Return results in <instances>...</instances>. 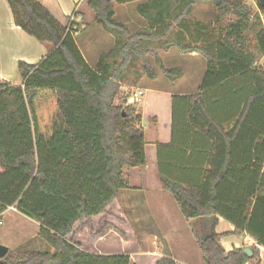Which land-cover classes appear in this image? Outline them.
I'll use <instances>...</instances> for the list:
<instances>
[{"label": "trees", "instance_id": "1", "mask_svg": "<svg viewBox=\"0 0 264 264\" xmlns=\"http://www.w3.org/2000/svg\"><path fill=\"white\" fill-rule=\"evenodd\" d=\"M139 1L137 14L149 30L166 20L167 28L182 26L203 0H87L94 22L114 39L90 68L75 43L77 29L63 27L41 0H6L14 25L52 51L36 64L17 63L21 85L0 82V216L15 207L38 223L50 250L9 251L0 264H136L126 254L87 252L72 236L77 226L101 218L127 225L118 201L129 189L124 169L146 165L141 110L116 103L127 65L137 56L146 77L155 78L145 60L151 52L141 43L149 31L131 35L114 18V4ZM209 1L216 26L227 17L234 22L219 33L188 31L199 44L179 38L165 44L206 60L197 93L172 98V117L175 108H187L189 125L210 142L204 171L193 183L161 173L159 181L183 218L194 220L191 232L204 264H247L259 258L256 248L226 253L219 241L245 234L264 249V65H258L264 10L258 0L256 13L244 0ZM156 59L168 80L181 78L180 69H166ZM213 108H239L234 125L226 128ZM219 218L233 232L218 234ZM155 264L176 263L164 256Z\"/></svg>", "mask_w": 264, "mask_h": 264}, {"label": "crops", "instance_id": "2", "mask_svg": "<svg viewBox=\"0 0 264 264\" xmlns=\"http://www.w3.org/2000/svg\"><path fill=\"white\" fill-rule=\"evenodd\" d=\"M248 1L254 5L256 12H259L255 0ZM142 3L143 1L122 5L114 4V18L118 23L126 25L132 34H136L138 31H149V36L142 37L141 43L148 48V51L154 47L157 49V57L162 60L166 69V62L170 61L169 53L171 54L170 51L175 47L166 48L165 44L173 45L177 38L180 39L181 43L190 41L192 44L197 42L199 44L200 42L192 40V37L191 40L189 39L188 31L193 36L199 32L204 33L206 30L209 34L219 33L224 31L228 24L234 22L233 18H228L216 26L213 4L209 0H203L191 9L189 15L183 19L182 26L173 24L172 27L167 28L171 21L166 20L148 30L144 19L137 14V7ZM41 4L63 27L69 29L73 26L77 29V32L74 33V40L78 34L86 31V36H83V46L81 47L76 41L75 43L90 68L96 66L102 53L112 48L113 37L94 22L91 13L83 10L84 6H81V11L76 12L77 8H75L72 0H41ZM83 19L86 20V24L81 28L77 25L74 26ZM72 20H74V24ZM196 23L205 27L196 26ZM152 35H155L157 40H153ZM202 37L196 36L198 39ZM31 39L33 37L14 25L6 0H0V53L2 50L8 51L3 53L6 56L2 55L4 59L0 54V82L21 85L22 79L17 69V63L22 61L27 64H36L52 51V47L46 46V44L37 48L38 46L33 44ZM146 56L145 60L149 64L153 61L157 65V57L146 58ZM174 57V67L172 68L180 69L182 74L181 78L175 81L168 80L154 68L155 78H147L142 69V59L138 56L134 60V64H139L138 70L131 72L134 78L133 83L126 84V80H123L122 86L144 92L139 109L141 110L140 126L144 131L146 165L141 168L124 169L129 189L122 190L121 195L119 193L118 201H120L119 204L122 205L126 218L130 220L131 224L158 226L157 234L152 236L156 241L155 249L158 251L155 254L156 261L161 257L169 256L176 264H193L190 259L188 262L180 259L177 252L172 248V240L179 238L182 234L181 224L186 225V235L193 238L189 223L192 224L194 220H185L175 201L173 200V202L168 197V193L162 191L159 174L161 173L181 183L197 182L203 174L210 142L189 125L187 108H175L176 115L175 118L172 117V98L186 97L197 93L206 70V60L197 52L179 53L178 56L174 55ZM258 65H264V55ZM16 71L19 79L10 81L9 76L16 75ZM124 88L126 89V87ZM119 96L121 97L122 94L120 93ZM125 101L126 98L125 100L123 98L124 104ZM116 103L121 104L117 101ZM237 109L239 108H213L212 113L226 128H231L237 119ZM125 196L129 197V201L122 203ZM9 210L17 212L14 207L7 208L0 219ZM218 220L216 228L218 234L233 232V226L220 218ZM219 243L226 253L230 252L233 247L241 248L242 244L245 247L256 248L255 241L245 234L223 237ZM0 244L3 245L1 242ZM227 246L229 247L227 248ZM161 247L164 251L159 253ZM257 252L260 259L261 256L264 257V250L260 253Z\"/></svg>", "mask_w": 264, "mask_h": 264}, {"label": "rangeland", "instance_id": "3", "mask_svg": "<svg viewBox=\"0 0 264 264\" xmlns=\"http://www.w3.org/2000/svg\"><path fill=\"white\" fill-rule=\"evenodd\" d=\"M72 1L74 3V0ZM228 1H231V0H228ZM244 1L251 8V10L254 13H256V8L254 7V5L248 0H244ZM81 6L82 7L84 6L83 8L84 11L91 13V11L87 7V0H83L82 3L78 5L76 12L81 11ZM91 15L94 19V16L92 13ZM228 18H232V17H227L225 19H228ZM261 20H262V24L264 27V16L261 18ZM85 21L86 20L83 19L79 21L78 24H75L74 26L77 25V27L81 28L84 24H86ZM72 22L74 24V20H72ZM124 26L128 29L126 25ZM85 32L86 31H84L82 34H78L75 37V41L81 47L83 46V36H86ZM129 33L131 35H135V34H132L130 31ZM152 39L157 40V37L155 35H152ZM31 40L33 44H36V46H38L37 48H39V46H45L44 44L36 41L34 38ZM150 51H151V54H148L146 58L152 57V54L156 55V57L158 56L157 49L155 47L153 49H150ZM5 52H8V51L2 50L0 53L1 56ZM170 52H171V54L169 53L170 61L166 62L167 69H173L172 68L174 67L173 62L175 61L174 55L178 56V54L180 53L175 48L172 49V51ZM181 54H185V53H181ZM157 58L159 59V57ZM134 60L135 59H133L132 62L127 65V69H126L127 73L124 79L126 80L125 82L126 84L133 83L134 78L132 77L131 72L132 70H135V71L138 70L139 64L137 65L134 64ZM159 60L161 61V64L163 65L162 60L161 59ZM170 62L172 63L170 64ZM149 65L152 68V70L154 68L156 69L158 73L163 75L162 72H160L158 66L154 64L153 61ZM9 79L10 81H13L14 79L15 80L19 79L18 72L16 71V75L9 76ZM122 83L123 81L121 82V86H120V92L122 96L121 97L118 96L117 102L124 105V102H122V99L124 98L125 100L126 98L125 103L128 104L129 103L128 100L131 94L137 91V89L135 90L127 86H122ZM124 87H126V89ZM129 105L134 106L136 110L139 109L138 103H135L134 105H132V103H129ZM121 194H122V191L120 192V195ZM168 197L171 198V200L173 201L172 197L169 194H168ZM127 201H129V197H126V196L123 197L122 203L124 202L127 203ZM120 206L122 208V205ZM14 210H15V207H14ZM105 220L106 219L101 218V219H97L91 224L77 226L72 236L73 240L80 242L82 245V248L85 251L90 252V253H94L98 255L126 254L130 256L132 261H134L137 264H155L156 262L155 254L156 252L158 253V251H156L155 249L156 241L152 238V236L157 234L156 232L158 231V226L133 225L130 223L129 219H127L128 221L127 225L126 224L119 225L117 223H114V225L112 224L110 225L109 223L105 224L106 223ZM189 224H190L189 228L192 229V224L191 223ZM180 227L182 229L181 230L182 234L179 236V238L172 240L173 250L177 252L180 259H183L187 262L190 259L193 262V264H204L202 262L201 254H200L198 245L196 244L194 240V237L192 238L190 235H186V225L185 224H181ZM38 233H39L38 223L30 219H27L26 217H23V215H20L13 210L7 211L5 216L0 219V242L4 246H6L9 249V251L50 250V247L38 236ZM241 246L245 247L244 244H242ZM228 247L229 246H227V248ZM162 248L163 247H161L159 253L164 251V249ZM249 264H264V257L263 259H260L259 257L258 259H255L252 262H250Z\"/></svg>", "mask_w": 264, "mask_h": 264}, {"label": "built area", "instance_id": "4", "mask_svg": "<svg viewBox=\"0 0 264 264\" xmlns=\"http://www.w3.org/2000/svg\"><path fill=\"white\" fill-rule=\"evenodd\" d=\"M81 1L82 0H74V6H75V8H77V6L80 4ZM143 95H144V92L143 91L137 90L133 94H131V96H130V98H129L128 101H129V103H132V105H134L135 103L140 104ZM129 103H128V105H129ZM256 248L259 251V253H260V251H263L264 250L261 246H258V245H256ZM261 259H263L262 256H261Z\"/></svg>", "mask_w": 264, "mask_h": 264}, {"label": "water", "instance_id": "5", "mask_svg": "<svg viewBox=\"0 0 264 264\" xmlns=\"http://www.w3.org/2000/svg\"><path fill=\"white\" fill-rule=\"evenodd\" d=\"M258 2L261 8L264 10V0H258ZM8 252L9 249L6 246L0 244V259L6 256ZM244 252L247 254V256L251 255V252L248 248L244 249Z\"/></svg>", "mask_w": 264, "mask_h": 264}]
</instances>
